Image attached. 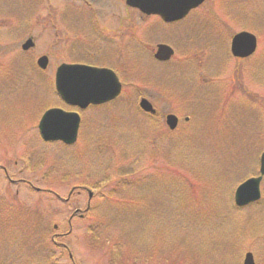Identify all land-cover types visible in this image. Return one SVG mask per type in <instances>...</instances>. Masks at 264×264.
Returning <instances> with one entry per match:
<instances>
[{"label":"rangeland","instance_id":"1","mask_svg":"<svg viewBox=\"0 0 264 264\" xmlns=\"http://www.w3.org/2000/svg\"><path fill=\"white\" fill-rule=\"evenodd\" d=\"M98 4L108 29L118 25L111 10L124 14L122 47L95 45L90 57L88 45L75 49L65 41L69 27L58 15L83 23L85 34L82 7L64 0H0V164L26 182L14 186L0 172L1 208L9 210L1 216L0 264H120L112 263L117 252L133 261L139 248L167 255L171 264H243L247 252L264 264V180L260 202L243 209L234 202L236 189L260 174L264 153V0H207L174 26L142 15L126 0ZM129 19L135 22L131 31ZM240 32L258 40L246 60L230 51ZM30 37L36 47L24 52ZM162 43L175 50L166 63L154 58ZM45 55L50 63L40 72L37 61ZM79 61L117 68L122 94L81 112L74 146L45 144L38 132L43 114L73 110L57 96L56 70ZM146 97L158 116L140 110ZM171 114L180 119L173 132L166 125ZM121 184L126 192L111 197ZM75 186L68 205L53 194L67 199ZM78 186L97 194L83 219L89 194L78 195ZM72 215L73 233L61 242L75 262L50 241L68 232ZM91 231L100 238L88 235V244L84 234Z\"/></svg>","mask_w":264,"mask_h":264},{"label":"water","instance_id":"2","mask_svg":"<svg viewBox=\"0 0 264 264\" xmlns=\"http://www.w3.org/2000/svg\"><path fill=\"white\" fill-rule=\"evenodd\" d=\"M205 0H128V5L140 8L148 15H159L167 23L180 21L189 12L199 7ZM35 47L32 39L23 45L28 51ZM257 48L256 38L248 33L236 35L232 41V53L235 57L247 58ZM174 51L165 45L158 47L156 59L168 61ZM48 58L42 57L38 64L42 69L48 66ZM121 83L110 70L98 69L84 65H62L56 75V89L61 99L69 106L87 109L90 105L106 104L116 99L121 93ZM141 108L147 113H155L152 104L143 99ZM80 117L77 113H67L61 109H52L45 113L40 123V132L46 142L62 141L73 145L77 141L80 128ZM167 124L175 130L178 119L174 115L167 117ZM264 176V155L261 159V176L243 183L236 191L235 202L238 207H245L258 201L261 197L260 184ZM245 264H254L252 254L246 256Z\"/></svg>","mask_w":264,"mask_h":264},{"label":"flooded vegetation","instance_id":"3","mask_svg":"<svg viewBox=\"0 0 264 264\" xmlns=\"http://www.w3.org/2000/svg\"><path fill=\"white\" fill-rule=\"evenodd\" d=\"M83 1L84 3V11H86L87 13V18H84L85 19V22L87 23V31H86V39L91 41V44H89V46L91 47H96L94 45H100L102 46V44H104L105 42L106 43H109L111 45H113L116 49H120V47H122V36H123V29H124V18H123V13L122 12H113L112 13V10L110 11V14L111 16H113L112 19H115V21L117 22L116 24L118 25H115V27L113 28H109L108 29V25L103 23L102 22V12H101V8L99 7V4H98V0H81ZM121 4H122V0H121ZM200 8H198L197 10H199ZM127 10V9H126ZM195 10V11H197ZM128 11H131L128 9ZM127 11V12H128ZM137 11V10H135ZM144 17V16H143ZM152 18H157V21L159 22V18L157 16H152ZM130 23V28L129 30L131 31V28L135 25V22H133L132 19H129L128 20ZM179 23H182V22H179ZM179 23H175V24H171V25H168V26H174V25H177ZM83 23L81 24L80 22L77 23L76 28L78 30H83L82 32H84V29H81L80 26H82ZM110 29H113V30H110ZM107 31H116V33L114 35H111L109 33H107ZM133 38L134 36L131 35ZM120 40V43H118ZM92 42H95L98 44H92ZM99 46V47H100ZM121 50V49H120ZM93 52V51H92ZM117 60V63H120L121 61ZM0 171H3L6 175H7V171L5 170V168H0ZM13 184H17V181H13V180H10ZM60 236L62 235H59L58 237L60 238ZM57 245L58 246H61L62 244L58 243L56 241Z\"/></svg>","mask_w":264,"mask_h":264},{"label":"trees","instance_id":"4","mask_svg":"<svg viewBox=\"0 0 264 264\" xmlns=\"http://www.w3.org/2000/svg\"><path fill=\"white\" fill-rule=\"evenodd\" d=\"M129 174V172H127V174H126V176ZM118 187V186H117ZM117 187H113L112 188V197H115V195L116 194H124L126 191H124V190H127V188H126V186H124L123 184H121L118 188ZM129 188H130V186H128ZM119 189V190H118ZM6 214H9L8 213V211H2V212H0V222L2 221V220H4V217H1L2 215H6ZM13 214V213H12ZM118 215V214H117ZM5 221V220H4ZM48 231H45L44 233H45V238L47 237V235L48 234H46ZM121 246H119V248H120Z\"/></svg>","mask_w":264,"mask_h":264}]
</instances>
